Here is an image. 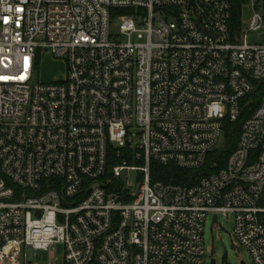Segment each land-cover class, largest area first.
Masks as SVG:
<instances>
[{"label": "built area", "instance_id": "2783aa9c", "mask_svg": "<svg viewBox=\"0 0 264 264\" xmlns=\"http://www.w3.org/2000/svg\"><path fill=\"white\" fill-rule=\"evenodd\" d=\"M242 1L246 30L235 0H0V264H206L214 215L264 264V94L223 167L152 171L202 169L253 103L264 0ZM47 55L62 80H37Z\"/></svg>", "mask_w": 264, "mask_h": 264}, {"label": "rangeland", "instance_id": "374dc122", "mask_svg": "<svg viewBox=\"0 0 264 264\" xmlns=\"http://www.w3.org/2000/svg\"><path fill=\"white\" fill-rule=\"evenodd\" d=\"M244 30L247 29L248 21L251 17V4H244L243 9ZM113 33L119 32V20L113 22ZM248 42L254 44H264V31L251 33ZM65 76V64L61 60L54 59L47 55L40 65L37 80L41 82H52L62 80ZM226 143L224 134L214 147L212 152H221L225 149ZM212 218L207 221L204 229V246L206 249V264H211L212 260H216L217 264H241L245 261L252 264V259L248 251L241 247L233 235L234 222L233 218H225L220 216L219 225L211 228ZM54 253V259L51 254ZM21 264H25L23 259ZM33 264H64V247L55 245L47 252H36Z\"/></svg>", "mask_w": 264, "mask_h": 264}, {"label": "trees", "instance_id": "16d2710c", "mask_svg": "<svg viewBox=\"0 0 264 264\" xmlns=\"http://www.w3.org/2000/svg\"><path fill=\"white\" fill-rule=\"evenodd\" d=\"M244 4L245 2L242 0H235L234 2L232 23L234 25H237L238 27H241ZM263 94H264V82L253 94V103L244 109L241 118L235 123H231V122L227 123L224 129V138L226 143L225 149L221 152H211V154L207 159L206 165L202 169L183 170L175 166H168V167L153 166L152 169L153 174H155L156 171L159 172L161 176L160 180L166 184H177V185L188 186V185H192L197 179H200L203 176L215 172L217 169L215 167V163H219V165L223 167L237 146V143L241 135L242 125L255 112Z\"/></svg>", "mask_w": 264, "mask_h": 264}, {"label": "water", "instance_id": "95a60500", "mask_svg": "<svg viewBox=\"0 0 264 264\" xmlns=\"http://www.w3.org/2000/svg\"><path fill=\"white\" fill-rule=\"evenodd\" d=\"M125 174H126V172H124V175H125ZM124 180H126V179H124ZM216 224H218V216H217V215H214V218H213V222H212L211 228H214V226H215ZM211 264H216V261L213 260V261L211 262Z\"/></svg>", "mask_w": 264, "mask_h": 264}, {"label": "crops", "instance_id": "0c3cea01", "mask_svg": "<svg viewBox=\"0 0 264 264\" xmlns=\"http://www.w3.org/2000/svg\"><path fill=\"white\" fill-rule=\"evenodd\" d=\"M37 252H38V251H37ZM41 252H43V251H41ZM35 257H36V252H35V254H34V259L31 260L29 263H25V264H33L34 261H35ZM54 257H55V256H54V253H52V254H51V258L54 259Z\"/></svg>", "mask_w": 264, "mask_h": 264}]
</instances>
